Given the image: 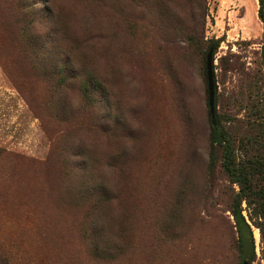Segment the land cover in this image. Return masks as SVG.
Returning a JSON list of instances; mask_svg holds the SVG:
<instances>
[{
	"label": "rangeland",
	"instance_id": "1",
	"mask_svg": "<svg viewBox=\"0 0 264 264\" xmlns=\"http://www.w3.org/2000/svg\"><path fill=\"white\" fill-rule=\"evenodd\" d=\"M258 0H0V246L21 264H238L215 114L264 128ZM248 151L238 146L237 157ZM264 264V220L243 201ZM250 215L253 217L250 218Z\"/></svg>",
	"mask_w": 264,
	"mask_h": 264
},
{
	"label": "trees",
	"instance_id": "2",
	"mask_svg": "<svg viewBox=\"0 0 264 264\" xmlns=\"http://www.w3.org/2000/svg\"><path fill=\"white\" fill-rule=\"evenodd\" d=\"M258 2V16L264 29V0ZM216 46L217 43H214L212 47ZM216 102L215 99V104ZM259 130L256 134L239 138L233 134L230 125H227L221 115L215 114L213 119L210 118V161L213 162L215 153L220 152L223 171L238 186L229 209L237 231L238 264H250L255 256L251 227L242 213V202L245 201L247 206L253 205L254 216L264 220V128ZM239 145L244 146L247 151L253 148L242 160L237 157ZM250 218L253 217L250 215ZM260 230L264 235V227H260ZM0 264L21 263L11 260L0 246Z\"/></svg>",
	"mask_w": 264,
	"mask_h": 264
},
{
	"label": "water",
	"instance_id": "3",
	"mask_svg": "<svg viewBox=\"0 0 264 264\" xmlns=\"http://www.w3.org/2000/svg\"><path fill=\"white\" fill-rule=\"evenodd\" d=\"M213 50L210 48L205 56V75L207 80V95L209 117L214 118L215 115V79L213 69Z\"/></svg>",
	"mask_w": 264,
	"mask_h": 264
}]
</instances>
